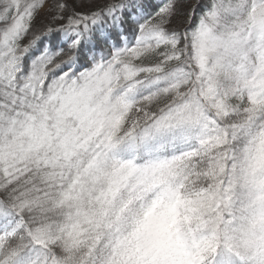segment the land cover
Instances as JSON below:
<instances>
[{"label": "rangeland", "instance_id": "374dc122", "mask_svg": "<svg viewBox=\"0 0 264 264\" xmlns=\"http://www.w3.org/2000/svg\"><path fill=\"white\" fill-rule=\"evenodd\" d=\"M229 4L236 12L233 34L212 32L228 28L215 12L209 14L211 28L205 21L199 23L192 35V87L180 107L151 125L150 134L166 123L183 150L195 144L220 146L228 142L229 132L219 116L251 114L244 129L248 142L242 169L250 216L226 237L240 260L264 264V0ZM47 7L36 21L53 17ZM22 20L16 18L0 36V83L13 94L0 109V176L10 178L35 166L56 169L67 182L60 199L74 211L55 232H37L31 251L17 264H53L45 251L50 242L65 237L73 243L87 234L89 250L101 240L104 245L86 264H210L211 242H189L187 218L177 209L179 196L166 188L171 183L162 171L167 164L162 168L163 162L155 160L142 166L130 159L132 140L123 137L132 134L135 118L127 112L131 103L123 89L112 86L110 61L47 80L42 78L40 58L21 75L11 42L23 28ZM138 110L134 116L141 113ZM153 135L143 145L155 148ZM224 158L208 161L199 172L203 167L223 170ZM217 194L233 205L226 193ZM9 225L5 221L0 226V248L15 231Z\"/></svg>", "mask_w": 264, "mask_h": 264}, {"label": "trees", "instance_id": "16d2710c", "mask_svg": "<svg viewBox=\"0 0 264 264\" xmlns=\"http://www.w3.org/2000/svg\"><path fill=\"white\" fill-rule=\"evenodd\" d=\"M227 1L0 0V35L20 9L24 10L31 5L25 20L24 34L13 42L16 54L19 53L17 58L23 74L29 72L30 64L45 49L44 43L48 40L54 54L41 66L42 75L48 80L88 67L91 60L100 55L102 58H111L110 62L115 64V83L121 79L129 82L133 77H138L141 82L158 85L173 79L176 74L190 72L191 35L208 11L215 10L220 23H233L236 12L232 5H226ZM45 5H48L47 10L49 14H54L53 17L36 21L38 12ZM123 45L128 47L124 48L123 53L112 52ZM10 96L7 87L0 83V109L8 104ZM178 102L173 91L139 100L141 113L135 116L132 114L137 132H141L140 128L148 119L157 117L164 108L177 105ZM243 120L242 113L233 111L223 116L221 123L227 125L231 136V129ZM231 138L230 145L217 149L207 151L194 146L186 154H178L169 165L170 170H167L174 174L173 186L178 188L176 191L184 193L212 185L207 176L198 178L196 168L224 149L236 150L240 158L246 137L241 132ZM138 141H141V137ZM171 151L178 152L179 145L175 143ZM135 157L139 161L143 159L139 154H135ZM60 182L58 175L46 166L31 167L10 178L0 176V219L5 213L19 217L30 232V236H16L5 244L0 254V264H12L19 253L31 246L33 234L44 230L53 231L55 225L67 221L68 205L58 201ZM199 227L206 229L200 224ZM89 236L73 246L59 238L53 240L47 249L49 258L57 264H84L91 252Z\"/></svg>", "mask_w": 264, "mask_h": 264}, {"label": "bare ground", "instance_id": "6f19581e", "mask_svg": "<svg viewBox=\"0 0 264 264\" xmlns=\"http://www.w3.org/2000/svg\"><path fill=\"white\" fill-rule=\"evenodd\" d=\"M89 1V0H88ZM92 1V0H91Z\"/></svg>", "mask_w": 264, "mask_h": 264}]
</instances>
